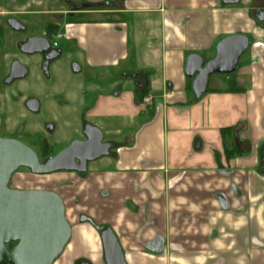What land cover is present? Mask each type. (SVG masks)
I'll return each instance as SVG.
<instances>
[{
    "label": "crops",
    "instance_id": "1",
    "mask_svg": "<svg viewBox=\"0 0 264 264\" xmlns=\"http://www.w3.org/2000/svg\"><path fill=\"white\" fill-rule=\"evenodd\" d=\"M73 1L85 5L61 28L63 47L111 84L91 98L67 89V100L115 150L83 182L92 193L81 211L94 222L67 218L54 264H105L97 226L112 230L126 264H264V0ZM233 35L249 39L235 71L211 75L196 99L188 56L208 62ZM235 146L244 153L227 158Z\"/></svg>",
    "mask_w": 264,
    "mask_h": 264
},
{
    "label": "water",
    "instance_id": "2",
    "mask_svg": "<svg viewBox=\"0 0 264 264\" xmlns=\"http://www.w3.org/2000/svg\"><path fill=\"white\" fill-rule=\"evenodd\" d=\"M241 0H222L225 5H236ZM264 15V14H263ZM264 17V16H263ZM48 43L42 38L30 39L23 51H46ZM249 46L244 35L223 38L215 47V56L204 62L198 55L188 56L185 75L193 79L191 91L199 99L208 88L214 74L230 75L239 57ZM77 64L73 72H79ZM32 112L38 110L37 101L29 103ZM52 126L47 128L52 131ZM84 141H73L57 155L40 162L37 154L24 143L0 138V264H54L69 242L71 227L65 218L60 196L49 190H19L9 187L11 176L19 169L35 175L57 172L84 173L87 163L107 157L111 143L103 142V134L87 125ZM100 240L105 264H126L118 240L111 229L101 227ZM10 245H13L9 248ZM148 248L158 252L160 243L154 240Z\"/></svg>",
    "mask_w": 264,
    "mask_h": 264
},
{
    "label": "rangeland",
    "instance_id": "3",
    "mask_svg": "<svg viewBox=\"0 0 264 264\" xmlns=\"http://www.w3.org/2000/svg\"><path fill=\"white\" fill-rule=\"evenodd\" d=\"M37 2L38 10L50 9L51 3H56L55 0H37ZM58 5L60 6L59 9H64V4L59 2ZM61 16L66 18L68 15L62 14ZM75 59L72 56L70 58L67 57L58 64L60 80L52 84V86L42 85L39 81L35 82L34 80L30 82L31 84L28 82L27 88L41 101V110L36 115H30L23 107L15 111L6 107L2 112L3 126L0 130V137L17 139L29 146L42 161L57 155L60 151L67 148L71 142L82 137L79 124L80 119L83 118L84 107L67 100V89L76 86H79V88L83 87V93H88L91 98L92 96L98 97L100 93L105 95V89L109 88L111 83H97L92 80L84 69L82 72L69 71L70 64ZM96 73L93 70V75H96ZM113 77V86L117 83H122L125 88L126 81L119 75H114ZM77 101L81 103L80 98H77ZM69 105L75 109L73 112L68 109ZM47 125H52L54 130L48 132L46 130ZM15 126H18V129L13 130ZM108 140H113V137L104 135V141ZM112 152L114 151L112 150ZM108 158L102 157L89 163L88 174L83 180L78 179L74 173L57 172L50 175H35L29 170L21 168L12 175L9 187L19 190L36 189L60 193L68 210H72L67 218H77L79 213H83L81 211V208H83L82 204L86 205L87 201L85 199L92 193V188H85L83 182L90 180L89 173H92L91 171L94 168L106 163ZM74 198L79 199V204H74ZM88 207H90L89 204Z\"/></svg>",
    "mask_w": 264,
    "mask_h": 264
},
{
    "label": "flooded vegetation",
    "instance_id": "4",
    "mask_svg": "<svg viewBox=\"0 0 264 264\" xmlns=\"http://www.w3.org/2000/svg\"><path fill=\"white\" fill-rule=\"evenodd\" d=\"M55 2L51 3L50 9L38 10V4L35 0H0V130L3 126L2 112L6 107L14 111L23 107L30 115L38 114L41 110V101L27 88L28 84L34 80L35 82L39 81L42 85L52 86V84L60 80L58 64L64 58L72 56L75 59L76 57L72 52L64 49L61 41L65 38V30H61V28L71 18L72 20H78L79 17H74V14L81 10L85 4L73 0H55ZM59 2L64 4V9H59ZM62 14H67L68 16L63 18ZM33 38L45 39L48 43L46 51L35 53L23 51L24 45ZM74 64L79 65V62L76 59L71 62L69 71L73 72ZM32 101H37L38 103V110L35 112L29 109V103ZM87 125L94 126L83 116L79 124V130H81L82 134L79 141L85 140L84 130ZM49 126L52 125H47L46 130ZM17 127L15 126L13 130L18 129ZM52 130H54V127ZM6 139L17 140L14 138ZM103 142L113 145L110 140L104 141V138ZM112 150H115L114 146L110 149L107 157H113ZM39 160L40 162L45 161L40 158ZM91 162L87 163V169L84 173H63H74L78 179L83 180L88 174V165ZM104 193L102 192V194ZM60 198L64 204L65 218L67 220V216L72 210H68L63 197L60 196ZM73 201L74 204H79L80 202L76 198ZM77 220L78 222H81V220L89 223L94 222L84 216V213H79ZM101 227L104 226H100V229ZM98 233L100 235L101 231H98Z\"/></svg>",
    "mask_w": 264,
    "mask_h": 264
},
{
    "label": "trees",
    "instance_id": "5",
    "mask_svg": "<svg viewBox=\"0 0 264 264\" xmlns=\"http://www.w3.org/2000/svg\"><path fill=\"white\" fill-rule=\"evenodd\" d=\"M55 30H56V29H55ZM234 91H237V90H234ZM232 129H233V128L222 130V131H221V135H223L226 131H227V132H228V131H233ZM260 149H261V150L264 149V145L261 146ZM261 150H259V154H260V151H261ZM225 153H226L227 158H228V157L230 158V157H233V156H235V155H241V154L244 153V151H243L239 146H235L231 151L226 150ZM261 155H262V153H261ZM263 161H264V160H263ZM258 169H259V171H260L261 173L264 174V162H262V159H261V163H260V165L258 166ZM104 227L107 228L106 226H104ZM96 228H97V230H98L99 232L101 231L100 226H97ZM12 246H13V245H10L9 248H11Z\"/></svg>",
    "mask_w": 264,
    "mask_h": 264
},
{
    "label": "built area",
    "instance_id": "6",
    "mask_svg": "<svg viewBox=\"0 0 264 264\" xmlns=\"http://www.w3.org/2000/svg\"><path fill=\"white\" fill-rule=\"evenodd\" d=\"M143 101H144V102H149V99H144Z\"/></svg>",
    "mask_w": 264,
    "mask_h": 264
}]
</instances>
